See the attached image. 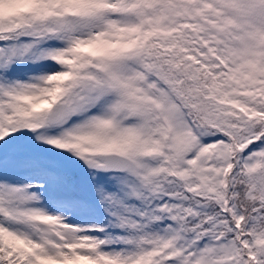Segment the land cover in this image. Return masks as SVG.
Returning a JSON list of instances; mask_svg holds the SVG:
<instances>
[{
    "label": "snow or ice",
    "instance_id": "snow-or-ice-1",
    "mask_svg": "<svg viewBox=\"0 0 264 264\" xmlns=\"http://www.w3.org/2000/svg\"><path fill=\"white\" fill-rule=\"evenodd\" d=\"M0 264H264V0H0Z\"/></svg>",
    "mask_w": 264,
    "mask_h": 264
}]
</instances>
